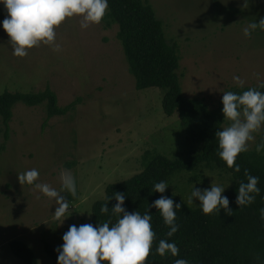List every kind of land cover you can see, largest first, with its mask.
Wrapping results in <instances>:
<instances>
[{"label":"rangeland","instance_id":"374dc122","mask_svg":"<svg viewBox=\"0 0 264 264\" xmlns=\"http://www.w3.org/2000/svg\"><path fill=\"white\" fill-rule=\"evenodd\" d=\"M147 1L162 21L168 43L179 46L185 98L214 109L229 89L264 84V31L243 34L248 23L264 17V0H248L246 7L245 0ZM2 21L0 95L50 88L60 107L75 103L67 115L50 120L46 104H17L8 138L0 117V264H23L10 249L16 240L35 252L39 264H50L45 244L61 246L71 225L90 223L93 206L105 199L108 185L144 170L146 152L190 159L201 146L187 139V127L177 114H165L163 90L137 89L117 25L102 20L82 29L79 17L69 18L56 29L60 51L41 44L21 58L13 55ZM263 129L248 142L249 150L256 148ZM31 168L39 170L37 183L57 191L62 169L75 177L77 195L62 193L70 202L62 225L53 218L55 200L34 185L20 184L18 174ZM214 181L225 192L235 184L230 173L202 166L176 173L167 191L196 208L199 200L188 203L192 190L210 189Z\"/></svg>","mask_w":264,"mask_h":264},{"label":"trees","instance_id":"16d2710c","mask_svg":"<svg viewBox=\"0 0 264 264\" xmlns=\"http://www.w3.org/2000/svg\"><path fill=\"white\" fill-rule=\"evenodd\" d=\"M5 16L6 10L0 12V21ZM103 22L107 26L119 27L118 39L122 43L137 89L163 90L162 105L165 114H177L187 127V139L200 145L201 150L194 152L190 159H173L146 152L143 158L144 170L126 181L108 185L105 199L93 206L90 223L99 226L110 218L115 223L116 218L101 213L100 208L108 203L111 211L117 203L113 197L119 192L125 194L124 207L128 212L139 211L143 215L149 211L152 215L151 226L156 236L146 264H175L176 259H186L189 264H264V221L260 219L259 213V209L264 208V152L258 154L255 148L241 153L236 160L241 169L239 173L234 171V167L228 168L220 159L216 133L227 123L222 113V99L216 108L211 109L199 99H187L183 96L178 76L181 61L179 46L168 43L164 25L157 19L150 2L109 0L108 12ZM261 85L264 84L234 87L228 91L242 94L249 88H256L264 92ZM19 103L28 107L46 104L48 120L65 116L75 108V103L60 107L58 96L50 88L36 94L5 92L0 95V117L6 138L14 117L13 109ZM261 140H264V129L259 143ZM202 166L224 170L234 178V186L224 193L230 201V215L222 209L220 213L206 216L199 207H191L167 190L164 194L152 191L155 183L165 181L169 184L176 173L198 170ZM245 170L259 177L258 187L261 191L251 205L240 209L235 201L240 183L247 182ZM161 195L182 205L181 209L176 210V222L180 229L171 238L166 235L169 229L159 211L150 207ZM160 239L175 242L179 255L168 254L161 257L156 254L155 248ZM59 247L53 243L45 244V252L51 258L50 264H58ZM10 249L23 264H39L35 252L24 242L13 241Z\"/></svg>","mask_w":264,"mask_h":264},{"label":"clouds","instance_id":"9594fccd","mask_svg":"<svg viewBox=\"0 0 264 264\" xmlns=\"http://www.w3.org/2000/svg\"><path fill=\"white\" fill-rule=\"evenodd\" d=\"M248 0H245V7ZM0 5L6 10L2 27L7 33L12 53L16 57H26L29 50L41 44L51 45L53 51H60L61 45L56 43V29L67 19L80 18V27L87 29L98 25L104 19L109 0H0ZM254 31H264V17L248 23L243 28L245 37H250ZM233 79L242 84L239 76ZM264 87V85H261ZM222 113L225 121L230 122L216 133L218 155L228 168L239 173L240 166L236 163L241 153L247 152L248 142L254 141V133L264 128V92L249 88L242 94L232 91L223 93ZM256 152H264V140L256 146ZM39 170L31 168L18 174L21 185H34L44 196L55 200L57 205L53 215L54 220L64 223V217L70 215V202L62 193L77 195L76 179L71 171L62 169L60 172L61 190L57 191L47 183H37ZM247 182H241L235 203L242 209L251 205L260 193L259 177L244 173ZM165 181L154 184L152 191L164 194L168 189ZM225 188L214 183L210 189L194 187L188 203L199 200V208L204 215L221 212L232 213L229 208V198L224 195ZM117 203L109 210L108 203L100 208L103 214L115 217V223L108 221L94 226L91 223L79 226L71 225L63 234V244L57 249L58 264H146L153 241L156 236L151 226L152 215L139 211L128 212L125 205V194L115 193ZM111 198V199H113ZM150 207L159 211L165 225L168 227L167 237H173L180 229L176 222V210L182 205L168 196L161 195ZM260 219L264 221V208L259 209ZM155 253L161 257L168 254L179 255L175 242L160 239ZM259 259V258H257ZM175 264H189L186 259H176Z\"/></svg>","mask_w":264,"mask_h":264}]
</instances>
